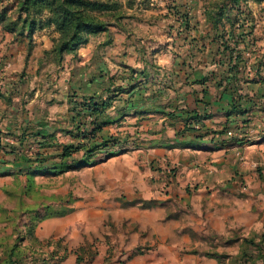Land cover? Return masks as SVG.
Instances as JSON below:
<instances>
[{"label": "crops", "instance_id": "1", "mask_svg": "<svg viewBox=\"0 0 264 264\" xmlns=\"http://www.w3.org/2000/svg\"><path fill=\"white\" fill-rule=\"evenodd\" d=\"M204 21L193 19L198 29L187 39L171 31L167 43L156 47L137 46L105 30L99 36L90 35L70 59L66 54L53 65L44 52L51 49L55 32L49 37L33 35L34 47L28 52L12 53L9 46L11 63L0 66V144L6 150H0V180L24 170L28 160L24 151L42 135H53L54 144L80 140L74 127L73 95L105 98L113 87H129L101 115L105 124L94 138L97 144L112 136L125 143L99 149L97 156L112 158L120 150H145L148 156L164 159L179 151L182 165H195L199 171L192 200L193 214L202 217L197 222L187 221L186 216L170 221L165 217L167 207H157L145 238L150 246L145 264H264V238L232 236L235 226L247 234L264 229V175L250 171L238 157L264 161V81L254 79L253 72L245 73L241 66L231 70L232 58L220 52L214 32ZM188 112L205 117L194 130L185 125ZM251 118L258 119V128L249 127ZM133 135H141V145L129 146L135 143L130 142L136 139ZM59 161L55 157L48 163ZM5 197L0 188V208ZM69 206L71 210L63 216L41 220L33 235L38 242L63 237L67 253L62 263L77 264V255L71 251L85 243V210L78 201ZM12 230L0 211V240ZM157 230L161 237H153ZM219 236H225L221 243ZM233 243L240 244V250L229 249ZM136 244L133 241L127 248ZM202 245L216 247L215 252L208 256L197 249L189 251ZM246 245L253 249H245Z\"/></svg>", "mask_w": 264, "mask_h": 264}, {"label": "rangeland", "instance_id": "2", "mask_svg": "<svg viewBox=\"0 0 264 264\" xmlns=\"http://www.w3.org/2000/svg\"><path fill=\"white\" fill-rule=\"evenodd\" d=\"M102 1L117 5L113 15L106 14L101 17L105 22V30L111 31L112 37L136 43L137 46L138 44L139 46L142 44L143 46L147 44L162 46L167 43V35L171 31L178 34L177 18L188 13L191 22L196 18L204 21L203 16L206 9L211 10L223 0ZM13 5H15L14 0H0V12L3 9L12 8V12L7 14L13 17L16 12ZM239 5L248 15L247 17L241 16L239 21L241 24L245 20L251 23L249 25L253 27L257 53L264 56V0L261 2L240 0ZM204 22L206 23V21ZM3 26L4 23L0 22L1 67L11 63L9 52L7 53L9 46L12 45L13 50L10 51L12 53L28 52L34 47L33 36L29 40L25 36L13 35L5 32ZM53 29V26H48L37 30L34 35H39V38L43 35L49 37L54 32ZM54 37H58V34ZM67 55L70 59V55L73 54ZM45 57L47 61L49 59L52 62V65L53 62H56L54 54H51L50 57L45 55ZM248 121L250 128H258V119L251 118ZM133 137L136 139L130 140V142L135 141L138 144L128 143L129 146L141 145L139 142L141 135L137 137L133 135ZM123 152L125 153L126 150H120L121 154L112 158H109L112 155H96L88 166L76 167L55 176L31 177L19 170L13 178H2L0 183L3 182V185L0 188L5 195H7L5 191L9 192V195L1 203V207L8 212L9 220L7 221L11 225L15 223L22 228L24 224L30 223L31 217H34L33 221L37 222L42 216L58 215V211L63 208L67 209L73 202L78 201L81 209L85 210V232L82 233V236L85 237L86 249L81 264H128L127 261H133V264H145V254L150 248L145 238L152 228L151 224L155 218L153 211H157V207H167L168 211L165 217H169L170 221H177L179 216H186L187 221L197 222L198 218L202 217L199 214H193L192 200L193 191L199 184L194 176L199 171L195 169V165L189 167L182 165L183 156L179 154V151L173 152L174 154L170 158L164 159L161 155L148 156V152L145 150L125 154ZM80 155L81 153H78L75 157L80 158ZM246 159L256 163V166L246 165L250 171L264 175L261 172L264 161L260 159L254 161L249 157ZM197 168L199 169L198 165ZM235 175H239V170H235ZM239 185H243V183ZM24 188L27 189V193L22 197ZM89 210L94 212L87 213ZM158 219L160 220V218ZM160 233V230L154 231L153 237H161ZM174 234L175 236L178 234L176 229ZM23 235H27V233L22 231L19 237ZM232 236L233 239L264 238V229L250 230L247 234L235 226ZM197 237L204 238L200 235ZM207 237L211 238L213 235L208 234ZM217 238L218 243L225 240V236ZM133 241L137 243L133 249L127 248L128 244ZM24 242L28 257H32L28 258V261L34 258L35 264H63V261L59 259L64 254L63 252L58 253L56 257L51 256L50 253L52 249L64 246L63 237L47 239L39 244L28 237ZM239 245L233 243L229 249L238 251L240 250ZM29 247L36 249H31L35 255L31 253L30 249L27 250ZM252 247V245L244 246L245 249H253ZM189 248V251L192 250L191 252L200 250L203 253H211L215 252L216 247L202 245ZM137 250L141 253L136 254Z\"/></svg>", "mask_w": 264, "mask_h": 264}, {"label": "trees", "instance_id": "3", "mask_svg": "<svg viewBox=\"0 0 264 264\" xmlns=\"http://www.w3.org/2000/svg\"><path fill=\"white\" fill-rule=\"evenodd\" d=\"M253 1L261 2L263 0ZM14 3L13 6L16 12L13 17L7 14L12 12V8L9 10L3 9L0 12V22L4 23L3 30L13 35L25 36L31 40L37 30L53 26V30L58 34V37L52 38V47L44 54L47 57L54 54L55 63L62 62L66 54H75L81 46L88 42L90 34L105 31V22L102 21L101 17L106 14L113 15L117 6L116 3L102 0H14ZM239 3L240 0H223L222 3L216 4L211 10L206 9L204 17L209 28L214 32L213 40L218 41L220 52L232 58L231 70L236 71L241 66L245 73L246 70L247 73L253 72L254 79L264 81V73H262V70L264 72V56L257 53L253 27L249 25L251 23L245 20L241 24L239 21L241 16H248ZM177 23L178 34L182 33L185 39L191 31L198 29L197 25L191 22L188 13H184L181 18H177ZM193 39L191 38L190 41ZM28 47L31 48L30 45ZM246 52H250V56H247ZM128 90L129 87H113L109 90L110 94L105 98L101 95L88 97L73 95L74 127L77 131L79 130L80 140L71 144H54L52 141L53 135H42L41 140L35 142L33 148L29 146L24 151L23 154L28 157V160L24 170H20L21 173H26L31 177L55 176L76 167L88 166L89 162L93 161L92 159L99 152V149L112 148L124 143L118 137L112 136L97 144L94 138L105 124L100 118L101 115L109 109L118 95ZM202 116L198 113L190 115L188 112L185 118L186 127L194 130L195 126L201 124L202 119L205 118ZM82 126L84 128L80 129ZM0 150L6 151L1 144ZM10 152H13V150L11 149ZM78 153H81L80 158L75 157ZM55 157L60 158L61 161L48 163L49 159ZM5 193L9 195L8 191H5ZM26 193L27 189H22V197ZM70 210V208H63L57 213L58 215H64ZM0 211L3 219L9 220L7 210L1 207ZM49 216L51 215L42 216L39 221ZM33 218L31 217L30 223L24 224L22 228L14 223L11 235L0 240V264H35L34 258L31 259L32 261L27 260L32 257H28V251L24 247V241L28 237L35 243H41L34 239V228L39 221L34 222ZM22 231L29 236L19 237ZM250 242L252 243V241ZM255 246L256 248L259 247L260 250L262 249V246ZM29 249L36 250L33 247H29L27 250ZM85 249V243L72 249L71 252L77 255V264H81L84 260ZM32 250L31 253L34 252ZM60 252L64 253L59 258L63 261L67 253L64 246H59L50 251L51 256L55 257ZM135 253L140 254L141 251L137 250ZM33 255L35 254L33 253ZM207 255L210 256V253H207Z\"/></svg>", "mask_w": 264, "mask_h": 264}, {"label": "built area", "instance_id": "4", "mask_svg": "<svg viewBox=\"0 0 264 264\" xmlns=\"http://www.w3.org/2000/svg\"><path fill=\"white\" fill-rule=\"evenodd\" d=\"M246 55L247 56H250V52H246ZM229 135H232V132L231 131H228L227 132ZM238 157H239V161L241 162V164H244V165H251V166H256V163L255 162H251V161H248V159L244 158L243 156H241L240 154H238ZM262 172L264 173V165L262 167Z\"/></svg>", "mask_w": 264, "mask_h": 264}]
</instances>
